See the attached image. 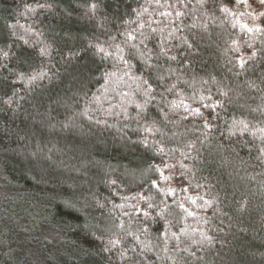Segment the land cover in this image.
Segmentation results:
<instances>
[{
    "label": "trees",
    "instance_id": "trees-1",
    "mask_svg": "<svg viewBox=\"0 0 264 264\" xmlns=\"http://www.w3.org/2000/svg\"><path fill=\"white\" fill-rule=\"evenodd\" d=\"M261 13L0 0V264H264Z\"/></svg>",
    "mask_w": 264,
    "mask_h": 264
},
{
    "label": "rangeland",
    "instance_id": "rangeland-1",
    "mask_svg": "<svg viewBox=\"0 0 264 264\" xmlns=\"http://www.w3.org/2000/svg\"><path fill=\"white\" fill-rule=\"evenodd\" d=\"M6 192L7 191H5V190H2V191L0 190V205L3 204L4 207L10 208V205L7 204V201L9 200V195ZM9 216H10V214H2V213L0 214V230L2 228H8V229H10L9 226L10 225H13L11 219H9ZM20 241H22V240H20ZM25 242H26V240H25ZM23 244H24L23 242H21L19 244V247L21 249L20 250V253L21 254H26L27 252H24V250H28L27 247H29V245H31V244H26L24 246H23ZM29 250H32V249H29Z\"/></svg>",
    "mask_w": 264,
    "mask_h": 264
},
{
    "label": "snow or ice",
    "instance_id": "snow-or-ice-1",
    "mask_svg": "<svg viewBox=\"0 0 264 264\" xmlns=\"http://www.w3.org/2000/svg\"><path fill=\"white\" fill-rule=\"evenodd\" d=\"M237 2L239 3L240 2V0H237ZM258 2L261 4V5H264V0H258ZM224 11H227V9H224ZM261 15L262 16H264V13H261ZM243 27H247L246 25H244ZM247 30L249 31V32H252V31H257V32H259V31H262V29L260 28V27H256L255 29H253V28H247ZM241 64H243V61H241ZM155 181H153V185H155Z\"/></svg>",
    "mask_w": 264,
    "mask_h": 264
}]
</instances>
